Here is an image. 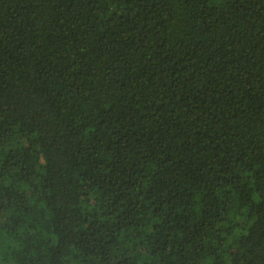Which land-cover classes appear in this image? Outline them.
I'll use <instances>...</instances> for the list:
<instances>
[{"label": "trees", "instance_id": "16d2710c", "mask_svg": "<svg viewBox=\"0 0 264 264\" xmlns=\"http://www.w3.org/2000/svg\"><path fill=\"white\" fill-rule=\"evenodd\" d=\"M0 264H264V0H0Z\"/></svg>", "mask_w": 264, "mask_h": 264}]
</instances>
